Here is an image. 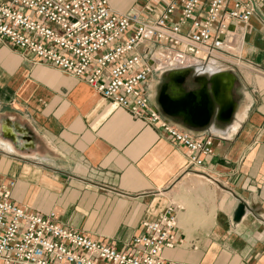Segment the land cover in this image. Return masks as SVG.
Listing matches in <instances>:
<instances>
[{"label":"crops","instance_id":"0c3cea01","mask_svg":"<svg viewBox=\"0 0 264 264\" xmlns=\"http://www.w3.org/2000/svg\"><path fill=\"white\" fill-rule=\"evenodd\" d=\"M108 1L118 14L156 18L173 0ZM242 40L239 64L224 68L238 77L228 125L192 130L163 115L196 139L212 137L213 155L188 168V150L157 124L134 119L84 80L0 38V184H13L15 205L54 213L62 226L127 252L143 222L173 207L172 234L181 244L163 258L264 264V7ZM240 203L245 214L234 222Z\"/></svg>","mask_w":264,"mask_h":264},{"label":"built area","instance_id":"2783aa9c","mask_svg":"<svg viewBox=\"0 0 264 264\" xmlns=\"http://www.w3.org/2000/svg\"><path fill=\"white\" fill-rule=\"evenodd\" d=\"M264 0H173L156 18L118 14L108 0H0V38L64 74L84 80L103 99L149 126L156 124L188 150V168L213 155L210 135L196 139L151 104L147 83L156 73L212 62L219 71L240 62L245 25ZM175 13L178 18L175 20ZM95 53L99 55L96 56ZM0 184L2 264H181L162 257L179 246L177 210L167 207L127 252L27 211Z\"/></svg>","mask_w":264,"mask_h":264},{"label":"water","instance_id":"95a60500","mask_svg":"<svg viewBox=\"0 0 264 264\" xmlns=\"http://www.w3.org/2000/svg\"><path fill=\"white\" fill-rule=\"evenodd\" d=\"M237 81L230 70L210 75H195L190 68L170 70L162 77L154 99L160 113L181 127L207 130L213 123L224 127L235 114L237 104L232 92ZM188 84L194 88L190 89ZM244 211V204H238L233 221L239 222Z\"/></svg>","mask_w":264,"mask_h":264},{"label":"rangeland","instance_id":"374dc122","mask_svg":"<svg viewBox=\"0 0 264 264\" xmlns=\"http://www.w3.org/2000/svg\"><path fill=\"white\" fill-rule=\"evenodd\" d=\"M96 56H98V53H95ZM162 73H156L153 74V76L149 79L148 83H147V94L148 96H150L151 98V104L154 105V102H156V100L154 99L155 94H156V90L158 89V85L162 80Z\"/></svg>","mask_w":264,"mask_h":264},{"label":"bare ground","instance_id":"6f19581e","mask_svg":"<svg viewBox=\"0 0 264 264\" xmlns=\"http://www.w3.org/2000/svg\"><path fill=\"white\" fill-rule=\"evenodd\" d=\"M195 70L198 71L200 74H205V75H210L211 73L219 71L212 62H210V64H208L207 66H196ZM164 74L162 75V77L164 76ZM5 130H10V129L6 128Z\"/></svg>","mask_w":264,"mask_h":264}]
</instances>
